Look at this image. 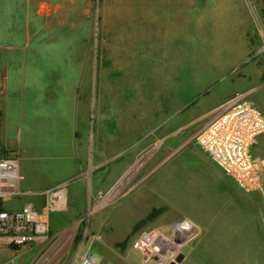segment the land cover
<instances>
[{
    "label": "rangeland",
    "instance_id": "rangeland-1",
    "mask_svg": "<svg viewBox=\"0 0 264 264\" xmlns=\"http://www.w3.org/2000/svg\"><path fill=\"white\" fill-rule=\"evenodd\" d=\"M38 1L31 0L26 16L18 0L11 19L0 3V115L8 99L3 126L13 142L30 145L21 112L69 111L76 76L96 165L88 163L67 181L65 206L51 214L45 241L0 244V264H76L86 247L100 264H168L185 244L190 251L178 264H264L259 190H242L234 202V218L225 219L234 234H196L181 242L174 236L171 253L160 258L149 253L150 245L135 248L143 232L169 239L173 224L188 218V146L220 104L246 92L264 110V0ZM7 61L13 64L9 90ZM56 123L31 140L63 145ZM110 153L113 183L106 187ZM17 205L5 199L6 207Z\"/></svg>",
    "mask_w": 264,
    "mask_h": 264
},
{
    "label": "crops",
    "instance_id": "crops-1",
    "mask_svg": "<svg viewBox=\"0 0 264 264\" xmlns=\"http://www.w3.org/2000/svg\"><path fill=\"white\" fill-rule=\"evenodd\" d=\"M17 2L18 0H0V3H6L7 6L3 8L8 11L10 19L12 12L14 11V14L16 12ZM44 2L45 0H40L36 3L41 5ZM23 3L24 11L26 12V16H28L31 0H23ZM1 9L2 6H0V10ZM37 15L41 17V15ZM8 29L9 26H5L4 32L6 31V33H9ZM21 31L23 33V29H21ZM1 44L2 43H0V46ZM12 65L11 61H7L3 74L4 87L8 90L11 78L10 69ZM77 74L80 75L79 73ZM76 80L77 77L73 76L71 94L75 104L69 111L64 112L57 108H29V111H26L25 113L21 112V118L23 120L21 123L24 124L25 135L28 139L30 138L31 140L32 138V140H34L33 137L38 134V132L40 133V136H42L45 129L51 127L49 122H57L56 124H58L60 128L59 133L64 136L63 145L55 144L49 147L44 146V143L38 145L32 140H29V145L22 144V142L16 143L8 138L5 124L3 126L2 118L7 106L8 99L6 98L3 104L2 114L0 115V146L17 155L18 169L22 176L19 181V189L23 193L20 197L13 199L17 201L18 205L16 207L6 208H21L24 203L28 202L33 204L36 209H40L44 203L43 198L45 197L42 194L44 191L73 179L86 169L84 167L88 163L94 162V166L96 165V154L95 152L91 153L93 149L92 146L94 145V137L91 133V126L88 122L87 111H82L83 108L75 96L76 91L74 88L78 84ZM60 84L61 79L58 81L55 80L56 86ZM56 98L57 96L54 100ZM249 98L254 102L250 96ZM228 99L222 102L220 107H222ZM218 106L219 105L217 104L212 105L211 107H208L205 112L208 113L213 109H216ZM260 111L264 114V110ZM82 113H84V115ZM209 120H207L201 127H203ZM21 131H23L22 128H20V132ZM112 134L111 131L108 137L112 138ZM19 138L21 139L20 135ZM37 146H41L40 149H38ZM250 153L256 161L258 174L264 181V132L258 135L255 144L251 147ZM54 155H58L57 160H52ZM113 158L114 156L112 153L106 155L104 158V186L106 187L113 183V168L112 164H110L112 163ZM45 174L49 176L51 180L45 182L42 179ZM243 191L209 159L206 153L200 149L195 142L194 146H188L187 219L194 226V234L192 236L200 234V236L207 237L209 235L236 233L237 230L233 229L234 224L227 223L225 219L234 218V202L236 201L237 204L240 203V198L244 193ZM261 192L264 197V189Z\"/></svg>",
    "mask_w": 264,
    "mask_h": 264
},
{
    "label": "built area",
    "instance_id": "built-area-1",
    "mask_svg": "<svg viewBox=\"0 0 264 264\" xmlns=\"http://www.w3.org/2000/svg\"><path fill=\"white\" fill-rule=\"evenodd\" d=\"M263 132L264 114L246 92H237L195 133L194 142L240 189L262 191L264 181L258 174L250 150L258 135ZM21 178L17 155L0 146V243L10 246L45 241L51 214L63 209L66 203L67 181L42 193L45 202L40 209L28 202L21 208H6V198L15 199L23 194L19 189ZM178 228L184 230V233L179 234ZM193 234L192 223L182 219L173 224L171 238L161 233L143 232L135 242V248L143 249L150 245L149 253L160 258L165 253H171V247L164 243L165 240L176 241V236L180 238L177 242H181ZM76 264L100 263L91 248L86 247L81 251Z\"/></svg>",
    "mask_w": 264,
    "mask_h": 264
},
{
    "label": "water",
    "instance_id": "water-1",
    "mask_svg": "<svg viewBox=\"0 0 264 264\" xmlns=\"http://www.w3.org/2000/svg\"><path fill=\"white\" fill-rule=\"evenodd\" d=\"M262 75L264 77V71L262 72ZM190 251V246L189 245H183L182 248H180L179 252L177 253V255L174 257L173 260L169 261L168 264H178L181 263L183 261V259L185 258V256L188 254V252Z\"/></svg>",
    "mask_w": 264,
    "mask_h": 264
},
{
    "label": "bare ground",
    "instance_id": "bare-ground-1",
    "mask_svg": "<svg viewBox=\"0 0 264 264\" xmlns=\"http://www.w3.org/2000/svg\"><path fill=\"white\" fill-rule=\"evenodd\" d=\"M178 233H179V234H183V233H184V230L178 228ZM164 243H165L166 245H168L169 247H172V246H173V243H172L171 241L165 240ZM157 244H158V246H160V247L162 246L160 243H157ZM176 248H177V247H176Z\"/></svg>",
    "mask_w": 264,
    "mask_h": 264
},
{
    "label": "trees",
    "instance_id": "trees-1",
    "mask_svg": "<svg viewBox=\"0 0 264 264\" xmlns=\"http://www.w3.org/2000/svg\"><path fill=\"white\" fill-rule=\"evenodd\" d=\"M1 145V144H0ZM14 247H17V246H14Z\"/></svg>",
    "mask_w": 264,
    "mask_h": 264
}]
</instances>
